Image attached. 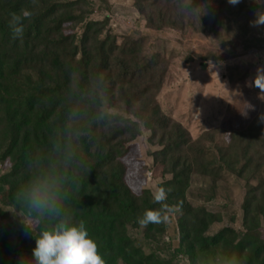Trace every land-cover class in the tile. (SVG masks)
<instances>
[{"label": "trees", "instance_id": "trees-1", "mask_svg": "<svg viewBox=\"0 0 264 264\" xmlns=\"http://www.w3.org/2000/svg\"><path fill=\"white\" fill-rule=\"evenodd\" d=\"M131 1L150 32L223 34L240 41L246 54L264 52V24L254 23L264 11V0H240L234 6L227 0H193V7L205 8L199 20L177 13L182 0ZM97 2L102 11H110L109 0ZM92 3L0 0V165L6 169L0 176V197L23 223H36L26 239L20 230L12 232L11 216L0 211V264L29 258L35 236L50 226L29 213L18 193L37 176L52 173L63 178L71 223H84L105 264H165L144 254L129 228H142L145 239L156 241L166 229L165 220L143 226L138 218L145 210L172 205L180 210V244L190 264H221L227 257L264 264V240L258 234L264 210L263 116L252 118L245 128L211 130L193 141L157 102L170 59L161 52L149 55L144 37L113 35L107 14L101 21H86ZM23 11L31 15L23 17ZM12 14L20 17L23 28L16 39L9 26ZM142 129L161 147L153 163L172 175L161 186L167 194L162 202L154 201L149 191L135 194L126 182L124 159ZM209 146L216 152L214 163ZM196 170L213 181L226 172L246 179L243 236L229 228L207 235L216 215L184 198Z\"/></svg>", "mask_w": 264, "mask_h": 264}, {"label": "rangeland", "instance_id": "rangeland-1", "mask_svg": "<svg viewBox=\"0 0 264 264\" xmlns=\"http://www.w3.org/2000/svg\"><path fill=\"white\" fill-rule=\"evenodd\" d=\"M92 1V6L86 10V21H101L107 14V29L113 35L122 38L129 36L134 40L144 37L149 55L161 52L170 59L157 102L162 113L186 129L193 141L207 131L220 128L226 131L238 130L245 128L252 118L259 115L264 117V94L260 90L256 93L252 85L257 69L264 68V52L246 54L240 41L223 34L215 36L199 32V35L188 33L182 37L179 32L169 29L150 32L145 28L144 19L134 9L131 0H109L112 6L108 12L101 10L98 0ZM81 27H75L78 34L81 33ZM204 57L212 60H203ZM189 58L194 60L192 65L186 63ZM149 137L148 131H140L124 164L127 169L126 182L132 192L139 194L149 191L153 196L157 189L172 179V175L164 171L162 166L153 163V154L161 147L155 141L150 142ZM208 149L207 153L214 163L215 149L213 146ZM5 171L0 165V176ZM247 190L245 178L226 172L221 180L213 181L200 177L196 170L190 176L184 198L192 207L205 208L216 215L217 220L207 235L229 228L243 236L246 233L243 227V204ZM0 211L11 216L9 223L13 225L12 232L20 230L29 239L31 232L36 230L35 222L23 223L19 214L6 206L1 197ZM165 215L166 229L163 235L156 236V241L145 239L142 228H129V235L146 255L153 254L165 264H190L180 244L179 208L172 205L171 211ZM263 216L264 210L258 223L261 240H264ZM11 239L17 243L14 233H11Z\"/></svg>", "mask_w": 264, "mask_h": 264}, {"label": "clouds", "instance_id": "clouds-1", "mask_svg": "<svg viewBox=\"0 0 264 264\" xmlns=\"http://www.w3.org/2000/svg\"><path fill=\"white\" fill-rule=\"evenodd\" d=\"M230 5L240 0H227ZM193 0H182L177 6V13L188 19H200L205 14L203 6L193 7ZM23 17H29V11H23ZM255 24H264V11L257 13ZM9 26L14 39L20 38L23 28L20 17L12 14ZM252 85L264 94V68H258ZM264 123V117H261ZM63 178L52 174L37 176L18 193V197L26 205L29 213L38 220L49 222L35 236V247L29 258H22L19 264H105V260L97 250L96 242L89 235L83 222L71 223L65 212V201L69 198L62 184ZM166 198L163 188L155 191L153 199L162 202ZM171 209L145 210L138 223L147 226L166 220L164 212ZM30 231L31 229L27 227ZM32 234V232H31ZM33 236V235H32ZM221 264H241L238 257H227Z\"/></svg>", "mask_w": 264, "mask_h": 264}]
</instances>
